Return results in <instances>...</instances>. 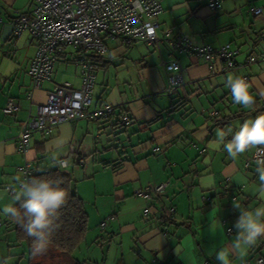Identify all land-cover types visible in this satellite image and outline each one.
<instances>
[{"label": "crops", "instance_id": "obj_1", "mask_svg": "<svg viewBox=\"0 0 264 264\" xmlns=\"http://www.w3.org/2000/svg\"><path fill=\"white\" fill-rule=\"evenodd\" d=\"M20 1L0 0V209L16 203L13 197L20 189L15 177H21L17 166L28 164L31 171L60 167L74 180L88 214L85 238L74 251L79 256L73 253L77 260L89 264H187L182 258L187 252L191 264H218L209 251L236 235L239 212L232 207L233 198L248 208L264 205L254 192L259 183L257 165L249 163L254 148L232 160L222 145L214 147L217 130L226 133L225 141L230 140L242 123L264 114L260 111L264 62L225 74L210 73L204 59L174 52L162 35L173 28L197 44L216 47L229 43L237 50V62L242 63L247 56L264 51V0H221L217 11L208 9L206 0H156L161 6L156 33L159 45H165L167 59L161 49L144 41L130 46L107 42V53L94 60L89 110L109 104L112 115L82 117L35 132L24 152L17 150L22 122L47 101L56 83L69 81L79 86L80 73L65 69L59 76L62 71L54 65L50 79L33 86L28 75L36 49L31 36L25 31L17 38L11 34L1 40L4 24L26 8L25 1ZM252 7H260L262 13L254 15ZM74 56L75 50L69 48L60 59L69 63ZM171 59L184 68V83L168 96L163 92L165 73L159 62ZM112 65L114 74L107 79L102 74L96 82L100 70H110ZM229 73L248 77L258 104L246 109L233 102L225 87ZM8 98L18 107L14 114L2 110ZM240 111L239 117L225 120ZM124 116L127 122L120 125ZM79 157L83 163L77 162ZM64 158L67 165L61 167L59 161ZM155 184H164L161 194L148 198L136 194ZM8 187L15 188V193L10 194ZM171 207L175 210L170 213ZM211 212L218 213L224 225L222 235L208 232ZM7 220L8 216L0 214V264L10 260L11 264H28L27 243H13L14 231ZM258 257L264 258V237L231 259L232 264H256Z\"/></svg>", "mask_w": 264, "mask_h": 264}, {"label": "built area", "instance_id": "obj_2", "mask_svg": "<svg viewBox=\"0 0 264 264\" xmlns=\"http://www.w3.org/2000/svg\"><path fill=\"white\" fill-rule=\"evenodd\" d=\"M206 7L217 11L221 0H206ZM161 6L156 0H29L26 8L17 12L9 21L13 26L12 37L27 32L35 44V54L28 66V75L34 87L50 79L56 61L66 55L67 49L75 50L72 58L79 67L80 84L74 86L69 81L56 83L47 101L38 106L35 114L29 113L20 125L17 134V150L24 152L29 139L35 132L48 131L52 127L82 117L89 119L106 118L112 115L113 107L105 104L89 110L91 93L95 84L96 64L90 56L104 55L108 51L107 42L117 41L123 46L144 41L160 50V38L156 33L157 15ZM254 15L262 13L260 7H252ZM162 39L176 53L204 59L210 73H228L255 62H264V51L256 56L249 55L242 63L237 62V50L229 43L219 46L197 44L189 36L175 32L173 28L163 31ZM165 73L163 92L171 95L184 83V68L176 60L160 62ZM248 81L247 76H243ZM18 107L12 98L3 106L5 114H14ZM127 118L121 117L125 124ZM79 157L77 162L83 163ZM249 163H264V151L254 148ZM65 167L67 158L60 160ZM21 178L27 180L31 170L28 164L17 166ZM20 189V185L18 184ZM164 184L149 185L136 190V194L148 198L151 194H161ZM13 187L8 192L14 194ZM174 207L169 209L173 212ZM146 211V210H145ZM105 222L101 223L103 227ZM256 264H264V258H255Z\"/></svg>", "mask_w": 264, "mask_h": 264}, {"label": "clouds", "instance_id": "obj_3", "mask_svg": "<svg viewBox=\"0 0 264 264\" xmlns=\"http://www.w3.org/2000/svg\"><path fill=\"white\" fill-rule=\"evenodd\" d=\"M225 87L230 89L235 104L246 109H251L255 104L250 85L243 77L229 73ZM231 131L229 129V132ZM216 137L214 147L219 148L222 145L223 150L232 160L238 159L252 148L264 151V114L242 123L230 140L225 141L226 133L223 130H217ZM255 171L259 183L254 192L260 200H264V163L258 164ZM15 180L20 185V190L13 197L14 202H18V207L4 205L0 209V214L14 219L31 239L30 253L33 257L44 255L60 226L57 223L59 210L66 204L68 193L60 186L62 180L59 178L25 180L17 176ZM232 207L239 212L234 223L236 235L230 242H221L218 248L213 246L209 251V256L214 257L218 264H232L231 257L234 253L251 249L264 237V205L248 208L234 197ZM207 229L212 236L224 233V225L218 213L209 214ZM182 258L187 264H191V257L187 252Z\"/></svg>", "mask_w": 264, "mask_h": 264}, {"label": "trees", "instance_id": "obj_4", "mask_svg": "<svg viewBox=\"0 0 264 264\" xmlns=\"http://www.w3.org/2000/svg\"><path fill=\"white\" fill-rule=\"evenodd\" d=\"M98 57H101V55L92 54L90 56L92 61ZM256 104H258V99H255L254 105ZM260 111H264V104H260ZM242 113V111L234 112L226 116L225 120L229 121L239 117ZM119 124L124 125L120 121ZM210 133L211 129L209 131ZM31 178L61 179L62 183L60 186L68 193V199L66 204L59 210L60 215L57 223L60 226L54 234L53 242L49 246L48 251L41 256L33 257L31 255V239L25 234L21 226L8 216L7 223L14 231L16 242L26 241L27 243L28 264H89L86 261H79L73 256L74 251L84 240L88 230V214L85 209L84 200L75 191L74 180L71 175L64 172L60 167L41 170L34 168L28 175V179ZM14 206L18 207V202Z\"/></svg>", "mask_w": 264, "mask_h": 264}, {"label": "rangeland", "instance_id": "obj_5", "mask_svg": "<svg viewBox=\"0 0 264 264\" xmlns=\"http://www.w3.org/2000/svg\"><path fill=\"white\" fill-rule=\"evenodd\" d=\"M21 1H25V7L29 4V0H21ZM20 1V2H21ZM8 46H10V45H8ZM160 49H161V51H162V57H163V59L164 60H166L167 59V55H166V50H165V45H160ZM126 57H131V54L130 55H126ZM63 65H66L67 67L65 68ZM159 65H160V62H159ZM55 68L56 69H61V71L62 72H60L59 73V76H61L62 75V73H63V71L66 69L67 70V72H69V73H77L78 74V72H79V67L77 66V64L74 62V61H70L69 63H65V61H63V59H58L57 61H56V63H55ZM115 68L116 67H114L113 65L111 66V68H110V70H105V69H101L100 70V72H99V77H98V80L96 81V82H98L99 83V80H100V77L102 76V74H104V78L105 79H107L109 76H110V74H114V71H115ZM111 75V76H112ZM12 234H14L13 232L11 233V235ZM13 243H15L16 241H15V238H13ZM21 247L22 246H20L19 247V249H21ZM16 249L18 250V247H16ZM75 254V257H77V256H79V254L76 252V253H74ZM15 259V262L17 261V257L16 256H13ZM6 261H7V259H5ZM13 261L12 260H10V262H9V264H11ZM14 262V263H15ZM25 262L26 261H22L21 262V264H25ZM8 263V262H7Z\"/></svg>", "mask_w": 264, "mask_h": 264}, {"label": "water", "instance_id": "obj_6", "mask_svg": "<svg viewBox=\"0 0 264 264\" xmlns=\"http://www.w3.org/2000/svg\"><path fill=\"white\" fill-rule=\"evenodd\" d=\"M13 26L8 22L5 23L2 29L1 40H6L12 33Z\"/></svg>", "mask_w": 264, "mask_h": 264}]
</instances>
